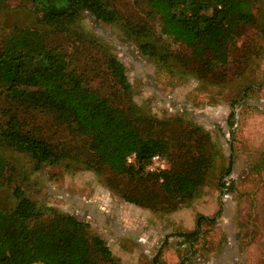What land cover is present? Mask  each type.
Instances as JSON below:
<instances>
[{
  "label": "rangeland",
  "instance_id": "rangeland-1",
  "mask_svg": "<svg viewBox=\"0 0 264 264\" xmlns=\"http://www.w3.org/2000/svg\"><path fill=\"white\" fill-rule=\"evenodd\" d=\"M107 2L118 13L117 22L106 23L84 11L73 22L46 27L45 43L65 51L71 68L84 72L89 84L114 105L139 107V115L133 114L145 132L163 133L177 142L184 138L176 146L182 151L203 144L197 136L207 140L205 136L209 135V144H214L217 154L208 181L177 209L165 214L170 232L166 237L159 235L162 246L157 240L144 250L132 231L142 217L134 211V203L109 188L133 189L138 179L128 172L115 173L106 164L100 166L88 136L53 112L17 106L5 98L7 85L0 82V152L9 161L0 186V208L11 210L16 206L14 188L20 186L27 196L57 213L91 223L92 233L106 240L115 259H102L103 264H154L159 251L156 264H264V0H258L255 6L256 22L244 25L235 42L237 47L244 41L250 48L259 47L258 56H250L243 76H233L237 67L234 62L233 70L221 75L218 65L216 73L211 66L207 79L191 70L196 66L192 47L164 34L161 18L151 17L144 1ZM37 13L29 0H7L0 9V44L13 27L36 25ZM139 40H152L158 54H144ZM239 53L232 51L229 60L235 61ZM108 54L125 64L132 84L129 96L109 73ZM248 84L252 87L244 94L242 88ZM14 113L19 115L24 130L45 137L60 150L57 163L37 169L28 154L7 146L1 132L8 114ZM196 125L202 131L188 137L187 131ZM161 155L171 168L172 157ZM230 163L232 169L227 173ZM107 208H113L110 214ZM218 212L216 223L202 226L198 241L189 243L179 235L195 228L199 214L212 217ZM158 217L150 219L154 236L160 229L158 219L162 217ZM124 228L129 229L127 233H123Z\"/></svg>",
  "mask_w": 264,
  "mask_h": 264
},
{
  "label": "trees",
  "instance_id": "trees-1",
  "mask_svg": "<svg viewBox=\"0 0 264 264\" xmlns=\"http://www.w3.org/2000/svg\"><path fill=\"white\" fill-rule=\"evenodd\" d=\"M6 1L0 0V9ZM29 1L38 12V23L13 27L0 44V82L7 85L5 98L19 107L55 113L61 121L90 138V147L100 166L106 164L115 173L128 172L135 176L139 184L133 189L125 191L112 185L109 187L121 193L126 201L150 207L161 214L177 209L209 179L208 173L217 154L214 144H209V135L205 136L208 141L202 140L197 136L202 128L196 125L187 131V136H197L203 144L182 151L176 146L184 138L177 142L163 133L145 132L134 115L141 112L139 107L114 105L98 88L89 84L84 72L71 68L65 51L45 43L43 32L47 31L46 27L73 22L84 11L106 23L117 22L119 15L107 0ZM134 1H144L150 8L149 15L161 18L164 34L192 47L196 66L191 70L203 79H207L212 67L216 73L217 65L220 75L230 73L234 62L237 67L233 76H243L251 62L250 56L260 53L259 47L250 48L246 41L241 47L235 45L238 35L243 33V26L256 22L254 9L258 0ZM208 10H211L209 14L206 13ZM138 45L146 55L158 54L152 40H139ZM232 51L240 52L235 54V61L229 60ZM106 64L111 76L129 96L132 84L125 64L113 54L106 56ZM251 87L252 84H248L242 88L244 94ZM233 115L234 112L231 117ZM5 124L1 132L3 141L8 147L28 154L35 168L60 160V150L45 137L24 130L18 114H8ZM132 153H136V163L128 164L127 157ZM156 153L171 156L172 167L160 173L148 172L146 166ZM8 165L7 157L0 152V186L4 184ZM231 169L230 163L227 173ZM96 171L100 172L98 168ZM14 196L17 204L13 209L0 208V264L37 261L43 264H103L102 259L115 261L106 240L92 233L91 223L72 214L57 213L53 207L27 196L20 186L14 188ZM218 215L219 212L212 217L199 214L196 227L179 235L189 243L198 241L202 226L216 223ZM159 257L160 251L154 264Z\"/></svg>",
  "mask_w": 264,
  "mask_h": 264
},
{
  "label": "crops",
  "instance_id": "crops-1",
  "mask_svg": "<svg viewBox=\"0 0 264 264\" xmlns=\"http://www.w3.org/2000/svg\"><path fill=\"white\" fill-rule=\"evenodd\" d=\"M115 204H116V202H115ZM115 204L113 205V207H115ZM133 208H134V211L138 215H140V217H142V220L139 223V225H136V226H134L135 228H132V231H133L135 238L138 239V241L140 242V244L144 248V250H148V245H150V246L154 245V241H157V240L161 241L160 246H162L163 240L159 238V235L161 237H166L167 234L170 232V226L166 225V218L165 217H167V215L158 214L154 210H152L150 207L139 206L136 204H133ZM112 210H113V208H111V209L107 208L106 212L108 214H110ZM201 214H203V213H201ZM155 215H157L159 217L161 216L163 218L162 219V218L158 217L159 218L158 223H159L160 229H157V230H159L156 232L157 236H154V234H152L153 231L151 230V228H153V227L150 225V219ZM196 225H197V219H196ZM196 225H195V227H196ZM226 228H227L228 232L231 233V235H233L234 232L231 229V227L228 226ZM124 230L125 231H123V233H127V230H129V229L124 228ZM160 249L161 248H159L158 250H160Z\"/></svg>",
  "mask_w": 264,
  "mask_h": 264
},
{
  "label": "built area",
  "instance_id": "built-area-1",
  "mask_svg": "<svg viewBox=\"0 0 264 264\" xmlns=\"http://www.w3.org/2000/svg\"><path fill=\"white\" fill-rule=\"evenodd\" d=\"M127 163L128 164L136 163V153H132L128 155ZM168 168H169V164L167 162V159L164 156H162L160 153L154 154L150 158L146 166V170L151 173H160ZM32 264H43V263L37 261V262H33Z\"/></svg>",
  "mask_w": 264,
  "mask_h": 264
}]
</instances>
